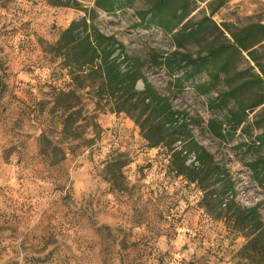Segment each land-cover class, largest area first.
Wrapping results in <instances>:
<instances>
[{
    "label": "rangeland",
    "instance_id": "rangeland-1",
    "mask_svg": "<svg viewBox=\"0 0 264 264\" xmlns=\"http://www.w3.org/2000/svg\"><path fill=\"white\" fill-rule=\"evenodd\" d=\"M191 1L190 22L202 28L183 53L204 55L230 39L227 29L264 24V0H226L212 21H205L209 6L219 0ZM94 2L0 0V264H264V238L255 252L225 208L232 199L241 207L257 206L264 223V186L255 183L247 166L264 156V147L257 149L254 142L264 104L243 114L264 88L257 84L227 108L209 104L229 85L257 81L259 67L243 53L233 60L231 79L221 82L220 91L198 95L191 82L179 90L174 77L155 63L176 50L170 37L136 27L135 8L142 2L114 15L98 11L95 18L94 26L129 56L122 69L132 66L168 98L184 132L212 156L214 174L204 176L213 193L204 201L207 211L201 187L175 173L167 149L148 148L135 121L117 113L113 101L99 99L94 88L76 89L49 52ZM253 49L264 67V41ZM207 80L203 74L194 83ZM74 88L85 127L79 139L65 140L54 96ZM136 88L144 90L143 82ZM232 110L243 120L236 131ZM211 125L221 127L225 139L217 138ZM42 136L62 150L63 161L54 164L40 154ZM183 145L190 146L176 144ZM114 158L127 163L125 190L112 189L108 181L106 166ZM188 158L191 164L193 154Z\"/></svg>",
    "mask_w": 264,
    "mask_h": 264
},
{
    "label": "trees",
    "instance_id": "trees-1",
    "mask_svg": "<svg viewBox=\"0 0 264 264\" xmlns=\"http://www.w3.org/2000/svg\"><path fill=\"white\" fill-rule=\"evenodd\" d=\"M225 1L219 0L216 7L211 4L210 15L205 21H212V15L224 5ZM137 2L143 3L138 9L135 6ZM192 5L191 0H95L94 8L63 30L57 41L50 46L49 52L60 59L62 68L68 72L76 89L94 88L99 99L113 101V108L117 113H124L135 121L148 148L167 149L175 173L201 187L204 192L202 207L208 211V205L204 201L212 200L213 193L204 184V176L214 174L210 166L212 156L184 132L185 126L179 124L180 113L174 110L168 98L160 95L132 66L122 69L123 64L130 61L124 48L113 36L105 35L94 26L98 11L114 15L118 11L136 7L135 13L138 18L136 27L159 30L170 37L176 48L156 60V65L163 67L170 76L174 77L179 90H183L185 84L191 82L198 95L220 91L221 82L231 79V68L235 57L247 53L251 61L259 67L261 75L258 76L257 81L246 79L237 86L229 85V90L219 92L218 96L210 101L212 109L227 108L231 101L237 100L243 92L252 90L257 84L264 88V67L257 62L253 49L264 41V24H250L237 32L227 29L230 39L225 37L224 42L211 46L204 55L194 56L180 51L192 42L202 28V23L193 27L190 22L189 17L194 11ZM214 26L219 30L215 24ZM178 71H182L183 74L175 76ZM203 74L208 75V80L194 83L195 79ZM139 81L144 85L142 91L136 88ZM75 88L68 91L58 90L54 96L53 111L61 113L62 136L65 140L79 139L83 134L81 128L85 127L81 121L86 118L82 110L77 108L80 96ZM254 94V101L243 111V114L247 110L254 111L264 104V94L259 92ZM230 113L232 118L236 119L233 127L236 131L243 120L237 111L232 110ZM256 123L261 133L256 135L254 142L256 148L261 149L264 147V119ZM211 130L217 138L225 139L221 127L215 128L211 125ZM186 141L190 146H176L178 142L186 144ZM39 152L45 158L51 159L54 164L65 158L62 150L53 146L46 136L41 137ZM58 154H61V158L57 159ZM192 154L195 160L187 164L188 157ZM126 164L125 160L120 158H114L107 164L108 181L112 189L121 191L127 188L123 173ZM247 166L255 183L264 186V156H258L247 163ZM232 187L231 184L230 189ZM225 208L234 218V227L240 232H246L245 236L250 238V245L257 252L258 243L264 238V223L258 207H241L232 199L225 204Z\"/></svg>",
    "mask_w": 264,
    "mask_h": 264
},
{
    "label": "built area",
    "instance_id": "built-area-1",
    "mask_svg": "<svg viewBox=\"0 0 264 264\" xmlns=\"http://www.w3.org/2000/svg\"><path fill=\"white\" fill-rule=\"evenodd\" d=\"M193 159H194V158H193ZM194 160H195V159H194ZM194 160H193V161H194Z\"/></svg>",
    "mask_w": 264,
    "mask_h": 264
}]
</instances>
